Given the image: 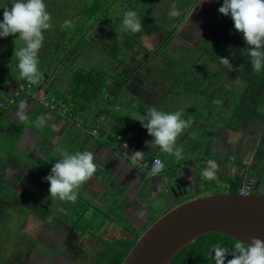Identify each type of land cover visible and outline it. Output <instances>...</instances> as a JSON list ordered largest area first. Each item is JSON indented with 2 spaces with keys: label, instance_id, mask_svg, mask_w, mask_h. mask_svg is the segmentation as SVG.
<instances>
[{
  "label": "crops",
  "instance_id": "1",
  "mask_svg": "<svg viewBox=\"0 0 264 264\" xmlns=\"http://www.w3.org/2000/svg\"><path fill=\"white\" fill-rule=\"evenodd\" d=\"M165 52L166 49L149 52L138 46L128 58L131 60L124 63L121 73H115L116 67L112 69V82L106 83L107 88L91 101V108L86 110L71 106L63 97V93L69 89L68 71L65 69L55 70L51 74L43 96L46 100L50 97L61 99L66 104L63 109H49L27 95H13L16 79L11 73L8 78L5 76L6 79L2 77L0 132L4 134L9 131L8 142L12 141L10 144L17 148L8 151L0 148V179L21 177L20 180L28 182L27 190L22 193L39 186L45 192L44 196L39 190V196L53 201L49 198L48 182L45 179L36 182L35 175L40 172L45 177L48 175L49 168L60 159L58 149L69 152L91 151L95 155L98 170L93 178L80 187L78 197L84 196L91 200L97 205L92 207L94 209H108L103 213L105 218L100 226L106 229L111 227L112 231L116 229L118 233L121 232L117 237L127 240H132L140 233L139 230L127 231L128 223L138 225L143 231L149 221L152 222L158 215L189 198L210 193L237 192L238 186L247 177L254 176L260 182L264 174V168H261L264 167V122L259 116L252 117L241 97L235 98L234 103L228 102L234 92L222 97L216 95L218 89L208 90L207 87L196 91L192 99L185 96L192 86L186 90L183 88L185 84L180 82V74L174 75L165 64ZM181 71L185 74L187 69L182 68ZM231 72L228 71L231 74L228 76L229 81L235 77L238 80L243 78L236 71ZM117 77H120L119 80L115 79ZM49 91H54L55 95L48 94ZM21 101L27 102L24 110L28 119L24 122L15 118ZM225 103L226 107L231 104L233 107L229 113L219 114L221 105ZM150 108L166 113L179 111L183 119L191 122L190 127L177 139V147L183 150L182 159L178 160L174 155L161 152L158 147L146 143L152 137L146 135L147 130L136 119L147 118ZM255 110L264 113L263 100H257ZM68 112L82 116L85 122L82 124L83 129H79L67 116ZM41 115L46 119L44 125L38 127L35 121ZM93 127L99 129L96 136L90 134ZM25 151L40 161L39 168L30 166L23 154ZM135 151L145 155L142 162L133 166L131 154ZM153 156L160 157L165 165L159 177L148 175L149 162ZM208 160H215L219 165L216 179L204 180L201 176ZM250 168L255 172L251 173ZM157 208L163 212L154 216ZM44 210L49 212L47 206H44ZM113 213L123 217L126 222L114 218ZM122 231L130 236L121 237ZM100 238L101 235H97V239Z\"/></svg>",
  "mask_w": 264,
  "mask_h": 264
},
{
  "label": "rangeland",
  "instance_id": "2",
  "mask_svg": "<svg viewBox=\"0 0 264 264\" xmlns=\"http://www.w3.org/2000/svg\"><path fill=\"white\" fill-rule=\"evenodd\" d=\"M79 1L44 0L47 11L51 14L53 27L51 30L45 31L43 35L49 37L50 40H54V38L57 39L56 32L59 29H61L60 32L71 30L72 27L65 28L63 26L64 21L69 20L70 15L78 8ZM13 2L14 0H0V21L3 19V8L5 6L10 8ZM175 3L178 5H175ZM222 3L223 0H160L154 9L152 18L153 22L159 25L161 29L156 30L154 26L148 22L143 24L141 20V31L137 33L122 31V22L119 25L118 23H112L110 26L113 31L107 28L106 33L108 35L106 37L112 36L113 44L117 42L116 46L120 50V60L122 62L112 59V65H109L99 55L94 58V53H91L86 47L85 51L81 52V54H84L82 58H78L73 65L100 68L102 70L100 77L105 80V83L109 84L112 80L110 79L112 78V69L116 67L115 73L117 74L123 71L124 63L131 60L128 58L132 56L133 51L138 47H134L136 43L149 52L166 49L165 64L168 68L170 67L169 69L172 70V73L174 72V75L180 74L179 80L185 84L183 86L185 90L192 86L185 96L192 99L196 91L208 87V90L217 91L218 89L216 95L222 97L227 93L231 95L234 92L227 101L234 103L235 98L239 99L241 97L246 107L251 103V97L246 94L244 77L241 80L235 77L232 81H229L228 76L231 74L228 73V68L220 62L221 57L228 58L229 61L236 60L232 50L233 46L232 44L230 46L229 36L226 32L230 26V18L218 12V8ZM173 6L179 12L176 16L169 14ZM116 16L118 15L114 14L113 17ZM82 21L84 24L89 23V20ZM83 22L80 24L83 25ZM83 32V26L77 28L73 39ZM91 32L88 29V33ZM185 32L191 39L185 35ZM113 35L117 37L114 38ZM46 42L45 38L44 46ZM22 45L23 42L16 35L0 38V79L5 78V76L8 78L9 73H11L16 79V85L27 83L25 80L20 81L17 68L18 60L15 56V52ZM84 46H87L85 40L81 42V47ZM53 47L49 48L48 45L45 49H42L43 52L39 51L40 63H43L47 54L52 52ZM40 63L39 69L41 67ZM182 68L187 69L185 74L181 73ZM106 74H108V77ZM119 78L115 79L119 80ZM35 86L38 87L39 84L31 85V89ZM235 86H238V88L235 89ZM48 94L55 95L54 91H49ZM74 100H77L78 103H80V100L83 101L79 97L74 98ZM221 107L222 110L219 111V114H227L233 104L226 107L225 103ZM84 118H86L85 115ZM1 125L2 122H0ZM80 128L83 129V126ZM9 134V131L4 134L0 132V148L6 151L17 148L14 144H10L12 141L8 142ZM23 154L27 157L30 166L38 167L40 161L33 158L34 156L29 151H25ZM50 170L51 168H49L48 174ZM256 170L258 171V169ZM250 171L251 173L255 172L253 168H250ZM262 175L260 182L252 176L254 183L252 193L264 194V174ZM31 176L33 175L31 174ZM44 177L40 172L35 175V181L42 182ZM20 178L15 176L0 179V264H79L78 262L83 261L86 257L83 264H90L94 260L93 255L103 247L104 243L119 238L117 236L121 232L118 233L116 229L112 231L111 227L106 229L100 226L105 218L103 213L108 210L105 207L92 208L97 205H94L91 200L84 196L78 197L75 203L59 200L47 201L42 195L39 196V190L42 191L40 194L43 193L45 196L44 190L39 186L30 189L27 193H22L23 190H27L26 184L28 182L20 180ZM35 183L29 184L35 185ZM44 206L48 207V213L44 210ZM164 209L162 207L163 211ZM162 210H158V208L154 210V216L163 212ZM115 213H119V211ZM115 213H113L114 218L118 217L122 222H126L123 217L116 216ZM152 222L149 221L147 225L149 226ZM60 223L62 224L60 225ZM139 228L134 223H128L126 230H139L141 233L142 230ZM83 229H86L88 233L82 235L81 230ZM97 235H101V238L97 239ZM105 236H108V238ZM127 236H130V234L122 231L121 237ZM126 240H122V242ZM210 241H206V243ZM85 255L88 256L80 257Z\"/></svg>",
  "mask_w": 264,
  "mask_h": 264
},
{
  "label": "clouds",
  "instance_id": "3",
  "mask_svg": "<svg viewBox=\"0 0 264 264\" xmlns=\"http://www.w3.org/2000/svg\"><path fill=\"white\" fill-rule=\"evenodd\" d=\"M3 19L0 21V38L16 35L23 45L15 52L18 60L17 68L19 78L29 85H38L42 80L39 69V51L44 44L45 31L51 30V14L47 11L44 0H14L11 7L3 8ZM218 12L231 18L234 30L242 34L250 58V65L254 72L264 69V0H223ZM171 16L179 14L173 6L169 13ZM65 28L73 27L71 21H64ZM122 31L137 33L141 31V21L134 10L123 14ZM221 64L229 71L233 65L228 58L221 57ZM46 83V82H45ZM42 87L46 88V84ZM17 86V85H16ZM46 91V90H45ZM26 101H21L19 110L15 113L18 121L28 119L24 110ZM45 116L41 115L35 121L36 126H43ZM152 137L148 145L156 146L161 152L174 155L178 160L183 158L182 148L177 147V139L184 130L190 127L191 122L182 118L179 111L166 113L150 108L147 118L136 119ZM60 159L51 167L50 173L44 177L48 182L49 198L62 202L75 203L80 187L94 177L98 170L95 155L91 151L69 152L58 149ZM145 153L135 151L131 154L133 166L142 162ZM164 163L155 159L148 175L159 177L164 170ZM219 165L215 160H208L202 169L201 176L204 180L216 179ZM231 256V259H227ZM208 259L214 264H264V240L257 237L249 238V242L237 240L231 248L220 244L212 246Z\"/></svg>",
  "mask_w": 264,
  "mask_h": 264
},
{
  "label": "trees",
  "instance_id": "4",
  "mask_svg": "<svg viewBox=\"0 0 264 264\" xmlns=\"http://www.w3.org/2000/svg\"><path fill=\"white\" fill-rule=\"evenodd\" d=\"M159 1L160 0H80L78 8L70 15L68 20L73 24L71 30H62V32H60L61 29H59L56 32L58 35L57 39L54 38V40H50L49 37L44 36L47 42L45 46L43 44V48L40 49L41 52H43L42 49H45L48 45L49 48L54 47L52 52L48 53L44 58L45 60L43 63H40L41 74L47 75L48 79L55 70H67L69 89L63 93V97L66 98V101L73 107L76 106L82 110L91 108V101L107 88L105 80L100 77L102 70L93 66L87 68L85 65L78 67L73 64L78 58H82L84 54H81V52L83 50L85 51L86 47H88L91 53H94V58H96V55H99L102 57V60L109 65H112V59L122 62L120 60V50L116 46L117 42L113 44L112 36L109 38L106 37V35H108L106 33L107 28L113 31L110 25L112 23H118L119 25L122 22L123 14L128 10H134L143 24L148 22L154 26L156 30H159V28L161 29L159 25L153 22L152 18V13ZM114 14L118 16L113 17ZM82 20H89V23L84 24ZM82 22L83 25L80 24ZM232 23L230 18V26L226 32L229 36L228 42L230 46L232 44V50L236 57L235 61L230 60L233 65V71H236V73L245 79L246 94L251 97V103L246 105V110L249 111L252 117L258 118L259 116V119L264 122V113L261 114L255 110V103L257 100L260 99L264 101V69L260 72H254L252 70L250 58L246 51L248 46L245 44L242 34L234 30ZM82 26L84 27V32L73 39V37H75L74 33L77 32V28H81ZM88 29L92 32L88 33ZM113 37L116 38L117 36L113 35ZM83 40H85L87 46L81 47V42ZM136 46L140 47L137 43L134 47ZM114 47L115 49H113ZM106 75L108 77V74ZM45 82V84L48 83L47 80ZM76 97H79L83 101L80 100V103H78L77 100H74ZM81 231L85 233L87 230L83 229ZM137 237L138 233L132 240H126L124 238L107 240L109 243H104L103 247L93 255L92 258L94 260L90 264H120ZM122 240L126 241L122 242ZM209 240L211 241L206 243V241ZM235 242V239L227 235L211 232L187 244L172 258L169 264H214V261L208 259V254L212 250V246L220 244L223 247L231 248ZM86 256L88 255L81 258ZM86 258L83 259V261L80 260L78 263L83 264ZM231 258V256L227 257V259Z\"/></svg>",
  "mask_w": 264,
  "mask_h": 264
},
{
  "label": "water",
  "instance_id": "5",
  "mask_svg": "<svg viewBox=\"0 0 264 264\" xmlns=\"http://www.w3.org/2000/svg\"><path fill=\"white\" fill-rule=\"evenodd\" d=\"M47 75H42L39 86ZM221 233L236 241L264 240V194L210 193L189 198L158 216L137 237L120 264H169L198 237Z\"/></svg>",
  "mask_w": 264,
  "mask_h": 264
},
{
  "label": "built area",
  "instance_id": "6",
  "mask_svg": "<svg viewBox=\"0 0 264 264\" xmlns=\"http://www.w3.org/2000/svg\"><path fill=\"white\" fill-rule=\"evenodd\" d=\"M44 88L42 86H35L33 87V89H31V85H29L28 83H20L15 87L14 93L13 95L17 96V95H27L33 99L38 100L39 102H42V104L46 105L49 109H55V108H59V109H63L66 108V104L61 100L55 98V97H50L49 99H45L43 96L45 95L44 92ZM11 102V100H9ZM0 106H3V103H0ZM67 116L72 119V121L75 123V125L77 127H81L82 124H84V120L82 118L81 115H75V114H71V112L67 113ZM99 132L98 127H93L90 130V134L96 136ZM155 159H160L162 161V159L158 156H153L150 159L149 162V166H150V170L152 167V163ZM253 189V182H252V178L251 177H247L243 180V182L238 186V190L237 192L240 194H247L250 193L251 190Z\"/></svg>",
  "mask_w": 264,
  "mask_h": 264
},
{
  "label": "flooded vegetation",
  "instance_id": "7",
  "mask_svg": "<svg viewBox=\"0 0 264 264\" xmlns=\"http://www.w3.org/2000/svg\"><path fill=\"white\" fill-rule=\"evenodd\" d=\"M158 51H159L158 49H157V50H155V53H156V52H158ZM80 257H82V256H80Z\"/></svg>",
  "mask_w": 264,
  "mask_h": 264
}]
</instances>
